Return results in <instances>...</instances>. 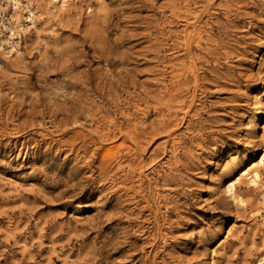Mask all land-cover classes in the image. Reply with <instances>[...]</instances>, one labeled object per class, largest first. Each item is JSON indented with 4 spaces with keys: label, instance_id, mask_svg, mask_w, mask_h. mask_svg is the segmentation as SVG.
Listing matches in <instances>:
<instances>
[{
    "label": "rangeland",
    "instance_id": "1",
    "mask_svg": "<svg viewBox=\"0 0 264 264\" xmlns=\"http://www.w3.org/2000/svg\"><path fill=\"white\" fill-rule=\"evenodd\" d=\"M22 2L0 264H264V0Z\"/></svg>",
    "mask_w": 264,
    "mask_h": 264
},
{
    "label": "bare ground",
    "instance_id": "2",
    "mask_svg": "<svg viewBox=\"0 0 264 264\" xmlns=\"http://www.w3.org/2000/svg\"><path fill=\"white\" fill-rule=\"evenodd\" d=\"M72 0H61V4L64 7L69 6L70 2ZM7 3L8 6L11 7L12 9V17L10 21L8 22H0V60H1V53L2 56L5 58H10L13 53H17L18 55H20V51L16 48L19 44V42H17V38L20 37L22 35V32L27 31L29 28L35 27L36 28V18H37V14L33 9V4L29 3V4H24L22 2V0H6L5 1ZM20 5H23L27 16V19L29 22V24L23 28L24 31H22V27H16V8L19 7ZM2 9V6L0 4V10ZM19 10V8H18ZM68 10V9H67ZM17 16H19V13L17 14ZM0 69H6L5 68V63L1 61L0 63ZM263 110V109H262ZM262 162H264V148H263V152L261 154V160ZM256 164H254L253 166H251V169L255 167ZM258 187L259 189H261V191H264V184L262 183H258ZM262 195L260 196L259 200L260 202L263 204L264 206V196H263V192L261 193ZM235 202L237 203V205H239V207L246 209L248 207V203L247 201L241 196V195H236L235 196ZM253 204V203H252ZM258 211V210H257ZM262 247L264 248V239H263V243H262Z\"/></svg>",
    "mask_w": 264,
    "mask_h": 264
},
{
    "label": "built area",
    "instance_id": "3",
    "mask_svg": "<svg viewBox=\"0 0 264 264\" xmlns=\"http://www.w3.org/2000/svg\"><path fill=\"white\" fill-rule=\"evenodd\" d=\"M0 4L2 6V9L0 10V22L10 21L12 14L9 12L8 8H6L7 3L5 1L0 0ZM9 8H11V7H9Z\"/></svg>",
    "mask_w": 264,
    "mask_h": 264
}]
</instances>
